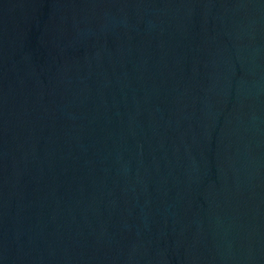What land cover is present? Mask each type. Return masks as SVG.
Returning a JSON list of instances; mask_svg holds the SVG:
<instances>
[{
  "label": "water",
  "instance_id": "1",
  "mask_svg": "<svg viewBox=\"0 0 264 264\" xmlns=\"http://www.w3.org/2000/svg\"><path fill=\"white\" fill-rule=\"evenodd\" d=\"M0 264H264V0H0Z\"/></svg>",
  "mask_w": 264,
  "mask_h": 264
}]
</instances>
